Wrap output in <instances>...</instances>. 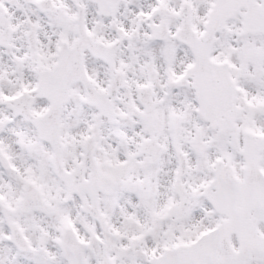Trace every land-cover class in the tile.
I'll use <instances>...</instances> for the list:
<instances>
[{"label":"snow or ice","instance_id":"6c2138e0","mask_svg":"<svg viewBox=\"0 0 264 264\" xmlns=\"http://www.w3.org/2000/svg\"><path fill=\"white\" fill-rule=\"evenodd\" d=\"M0 264H264V0H0Z\"/></svg>","mask_w":264,"mask_h":264}]
</instances>
